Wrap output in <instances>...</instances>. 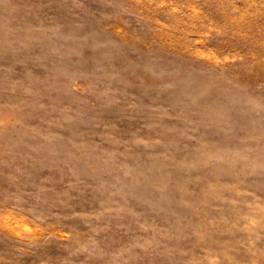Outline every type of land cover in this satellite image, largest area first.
I'll return each instance as SVG.
<instances>
[{"label":"rangeland","instance_id":"obj_1","mask_svg":"<svg viewBox=\"0 0 264 264\" xmlns=\"http://www.w3.org/2000/svg\"><path fill=\"white\" fill-rule=\"evenodd\" d=\"M0 264H264V0H0Z\"/></svg>","mask_w":264,"mask_h":264}]
</instances>
